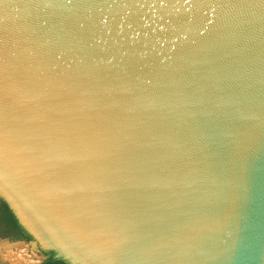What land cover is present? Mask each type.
<instances>
[{
  "label": "water",
  "instance_id": "water-1",
  "mask_svg": "<svg viewBox=\"0 0 264 264\" xmlns=\"http://www.w3.org/2000/svg\"><path fill=\"white\" fill-rule=\"evenodd\" d=\"M0 233L264 264V0H0Z\"/></svg>",
  "mask_w": 264,
  "mask_h": 264
},
{
  "label": "rangeland",
  "instance_id": "rangeland-1",
  "mask_svg": "<svg viewBox=\"0 0 264 264\" xmlns=\"http://www.w3.org/2000/svg\"><path fill=\"white\" fill-rule=\"evenodd\" d=\"M13 236L5 238L0 233V264H13L15 261L25 264L27 259H34V252L32 253L24 245H17Z\"/></svg>",
  "mask_w": 264,
  "mask_h": 264
},
{
  "label": "trees",
  "instance_id": "trees-1",
  "mask_svg": "<svg viewBox=\"0 0 264 264\" xmlns=\"http://www.w3.org/2000/svg\"><path fill=\"white\" fill-rule=\"evenodd\" d=\"M40 264H57L56 259L46 257L44 261H42Z\"/></svg>",
  "mask_w": 264,
  "mask_h": 264
},
{
  "label": "flooded vegetation",
  "instance_id": "flooded-vegetation-1",
  "mask_svg": "<svg viewBox=\"0 0 264 264\" xmlns=\"http://www.w3.org/2000/svg\"><path fill=\"white\" fill-rule=\"evenodd\" d=\"M43 261H44V260H43ZM41 262H42V261H41ZM41 262H40V263H41ZM40 263H39V264H40Z\"/></svg>",
  "mask_w": 264,
  "mask_h": 264
},
{
  "label": "bare ground",
  "instance_id": "bare-ground-1",
  "mask_svg": "<svg viewBox=\"0 0 264 264\" xmlns=\"http://www.w3.org/2000/svg\"><path fill=\"white\" fill-rule=\"evenodd\" d=\"M29 258V257H28Z\"/></svg>",
  "mask_w": 264,
  "mask_h": 264
}]
</instances>
